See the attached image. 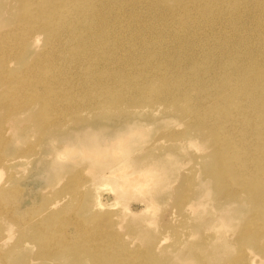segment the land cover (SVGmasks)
Instances as JSON below:
<instances>
[{
  "label": "rangeland",
  "instance_id": "374dc122",
  "mask_svg": "<svg viewBox=\"0 0 264 264\" xmlns=\"http://www.w3.org/2000/svg\"><path fill=\"white\" fill-rule=\"evenodd\" d=\"M10 1L0 0V19L7 23L12 18L6 13ZM140 1L100 26L106 30L121 19L127 20L119 32L122 44L114 47L108 43V57L104 58L134 59L103 66L105 60L88 58L73 69L68 63L63 71L54 68L52 75L63 84L59 95L63 93L66 100L62 101V95L50 100L57 106L53 111L40 114L34 108L19 118L15 110L0 103V157L9 160L0 162V264H94L87 260L89 251L81 247L83 230L100 231L109 241L115 236V253L124 264H264V241L254 238L248 226L259 210H251L246 198L230 197L226 188L217 185L215 175L220 168L212 132L190 123L180 113L153 114L151 108L162 107L160 104L101 106L100 101L94 102L89 88L93 80L103 82L107 90L105 81L111 79L119 91L125 88L123 82L149 81L151 77L141 75L140 69H161L166 78H173L171 59L178 68L192 69L190 78L200 76L201 97L219 92L223 80L227 81L225 72L234 71L235 63L250 68L264 57V14L255 10L264 0L232 3V11L222 13V19L214 24L205 21L210 14L203 17L202 8V22L194 13L197 18L189 19L184 11L173 10L183 0H166L155 8L153 2ZM137 37L139 40L132 41ZM143 37L164 47L165 52L160 50L159 57L145 55ZM229 46L231 51H227ZM182 51L194 57L190 63L183 60ZM39 52L28 48L23 58L33 62ZM99 64L102 74L89 80L88 74ZM22 68V63L17 66V70ZM110 70L112 73H107ZM208 72L217 78L212 81ZM157 89V85L151 86L152 93ZM100 97L106 99L109 94L104 91ZM198 98L183 96L181 104L189 108ZM235 107L216 114L223 117L236 112ZM128 125L138 134L129 137L121 149L107 153L122 158L106 164L93 163L77 140L82 135L78 129L89 127L96 144L109 145V139ZM227 126V134L237 133ZM251 157L246 159L245 169L252 167L255 159ZM119 165L128 166L133 173L155 169V175L147 177L150 185L145 194L121 188L122 175L114 173L123 169ZM140 166L143 169H138ZM107 185L110 189L100 198V189ZM113 189L121 192L117 199ZM100 202L113 208L101 207ZM111 257L105 255L102 264H114Z\"/></svg>",
  "mask_w": 264,
  "mask_h": 264
},
{
  "label": "bare ground",
  "instance_id": "6f19581e",
  "mask_svg": "<svg viewBox=\"0 0 264 264\" xmlns=\"http://www.w3.org/2000/svg\"><path fill=\"white\" fill-rule=\"evenodd\" d=\"M147 1L153 2V8L157 5L160 7L161 4H164L163 2H167L166 0ZM173 1L175 3V0ZM238 1L241 0H183L180 7H175L173 10L184 11L189 19L193 16V19L198 17L199 20L201 19L199 10L202 8L203 12L201 10L200 12L203 17L210 14L205 21L214 24L217 20L222 19V13L225 12L226 15L227 11H232V3L237 4ZM138 2L141 1L11 0L10 10L6 13L10 14L12 18L9 23L0 19V103L9 107L11 111L15 110V116L19 118H25L30 112H33L34 108L38 109L40 114L44 111H53L57 106L50 104V100H55L63 94L59 95V89L63 86L62 82L56 80L54 76L57 75H52L53 72L51 71H54V68L63 71L64 65L68 63V66L73 69V66L78 63H85L88 58L100 62L105 60L101 62L103 66L115 60L124 63L134 59V57L118 58L113 57V55L111 56L113 59L111 57L107 60L104 58L108 57L105 56L107 53L105 47L108 43L115 45L114 47L122 44L124 39L119 36V32L126 26L127 20L121 19L106 30L100 26L112 17L121 16L125 12L123 10L132 4L136 6ZM209 5H211L210 8ZM161 9L158 8V10ZM255 10L259 14H264V2L260 1ZM193 13L197 17L192 15ZM135 16L137 15L135 14ZM201 20L199 22H202ZM128 22L131 21L128 20ZM139 38L137 37L132 41H137ZM141 40L144 41L145 55L162 53L160 50L165 52L164 47L159 48L153 45L152 42L147 41L146 37L141 38ZM28 48H38V52L40 50L43 52L36 54L33 62L31 60L25 61L23 54ZM232 48L227 47V51H231ZM207 51L212 52L209 48ZM180 54L185 55L183 59L185 62L190 63L194 58L184 51ZM157 55L158 57L161 56V54ZM170 61L173 78H166L161 69L153 68L154 72H149L148 69H140L141 75L145 74L151 77L148 78L149 81L146 82V79H141L130 85L123 82L125 88H119L120 91L116 89L111 79L105 81L109 85L107 90L103 88L105 85L103 82L93 80V78H97L96 73L102 74L101 64H99L95 67V71L88 74V79L94 81H92V86L89 84V88L94 94V102L100 101L101 106L111 105L115 108H119L122 104L126 105L127 108L135 107L137 104L144 106L160 104L162 107L151 108L153 114L161 112L180 113L190 123L210 130L215 137L216 155L220 168V172L215 175L217 185L221 189L226 188L230 197L242 198L240 200L246 198L251 210H259L256 216L253 214L254 219L249 222L248 226L253 230L254 238H260L264 241V57L250 68H247L246 65L242 66L241 62L235 63L234 71L228 74L225 72L227 77L225 76L223 79H227V81L223 80L221 90L207 97L205 95L201 97L202 81L200 76L190 78L189 73L192 69L189 67L178 68V63H173L174 61L171 59ZM21 63L23 68L17 70V66ZM109 69L110 67L107 66L106 70ZM107 73L111 74L112 71ZM210 74L212 81L217 78L212 72H208V75ZM153 75H156L157 78H152ZM128 79L129 77H126L125 80ZM153 85H157L159 89L152 93L151 86ZM75 86L86 88L85 85L76 84ZM104 91L109 94V97L101 99L100 95ZM62 96V101L66 100L64 95ZM183 96L188 99L196 96L199 98L194 105L185 108L181 104ZM25 98L29 99L23 101ZM88 106L91 110H96L91 103H88ZM234 106H236V112H230L223 117L217 116L216 112H224ZM198 110L200 112L197 113ZM211 111L216 116L212 115ZM169 121L174 123L172 119ZM227 124L229 125L227 126ZM226 126L237 131V133L227 134ZM90 129L92 128L78 129L82 135L78 136L77 140H81L83 152L95 164L105 163L110 159H118L121 155L115 154L111 157L106 155L111 150L121 149L129 137H135L138 134L137 129L128 125L109 139V145L103 146L96 144L97 142L91 139ZM241 129L242 131L238 135V130ZM2 150L0 143V153ZM251 156H254L255 161L248 170L244 168V165L246 159H251ZM1 161L9 160H2L0 157ZM120 168L123 169L114 171V173L118 172L122 175L123 184L121 188L128 192L134 191L140 195L145 194L150 185L146 182L147 177L155 175L153 173L155 169H143L140 166L138 169L143 170L133 173L126 165H122ZM108 187L109 185L100 189V198L104 190L106 193V190L110 189ZM2 191L3 189L0 190V192ZM112 193L116 195V199L118 194H121L115 189ZM116 199H112L114 204L117 202ZM153 199L151 198V200ZM105 203H101V207L113 208L112 205V208L111 206H109L110 208L106 207L107 204ZM79 240L83 242L81 247L89 251L85 253L88 255V262L94 260V264H102L105 255L109 254L112 256L110 258L112 263L115 260L114 264H124V261L115 253L117 251V248L114 247L115 236L109 241L107 235L100 231L83 230ZM43 248L47 249V245L43 244ZM254 263L256 264L255 261Z\"/></svg>",
  "mask_w": 264,
  "mask_h": 264
}]
</instances>
